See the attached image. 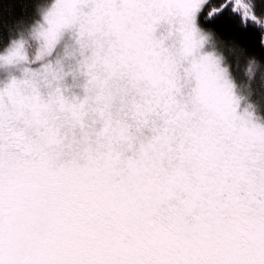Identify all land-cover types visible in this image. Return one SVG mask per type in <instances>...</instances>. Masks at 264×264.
I'll return each mask as SVG.
<instances>
[{"label": "snow or ice", "instance_id": "6c2138e0", "mask_svg": "<svg viewBox=\"0 0 264 264\" xmlns=\"http://www.w3.org/2000/svg\"><path fill=\"white\" fill-rule=\"evenodd\" d=\"M24 6L0 19V264H264V0Z\"/></svg>", "mask_w": 264, "mask_h": 264}, {"label": "trees", "instance_id": "16d2710c", "mask_svg": "<svg viewBox=\"0 0 264 264\" xmlns=\"http://www.w3.org/2000/svg\"><path fill=\"white\" fill-rule=\"evenodd\" d=\"M0 3L3 4V8H0V19H3L4 22H10L17 17H22L27 14L28 10L24 6L25 0H0ZM218 39L230 41L234 40L235 37L227 31H223L218 35ZM241 47L244 46L241 45ZM249 54L259 57L261 56V51L259 48H256L250 50Z\"/></svg>", "mask_w": 264, "mask_h": 264}]
</instances>
